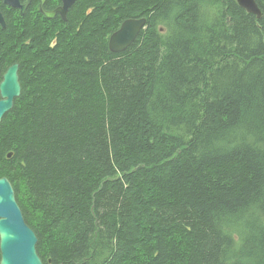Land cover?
<instances>
[{
	"label": "trees",
	"instance_id": "16d2710c",
	"mask_svg": "<svg viewBox=\"0 0 264 264\" xmlns=\"http://www.w3.org/2000/svg\"><path fill=\"white\" fill-rule=\"evenodd\" d=\"M256 2L260 18L236 0H78L67 27L0 26V81L17 62L22 87L0 177L44 264H264Z\"/></svg>",
	"mask_w": 264,
	"mask_h": 264
},
{
	"label": "water",
	"instance_id": "95a60500",
	"mask_svg": "<svg viewBox=\"0 0 264 264\" xmlns=\"http://www.w3.org/2000/svg\"><path fill=\"white\" fill-rule=\"evenodd\" d=\"M16 5V0H5ZM247 12L261 17L262 11L256 0H236ZM0 23L5 21L0 12ZM147 18H128L109 37V48L122 52L130 47L138 34L146 27ZM19 63L7 67L0 81V123L4 115L13 108L14 101L21 95ZM11 155V154H9ZM38 237L26 223L17 201L13 184L7 177H0V264H44L37 252Z\"/></svg>",
	"mask_w": 264,
	"mask_h": 264
},
{
	"label": "flooded vegetation",
	"instance_id": "af4514ba",
	"mask_svg": "<svg viewBox=\"0 0 264 264\" xmlns=\"http://www.w3.org/2000/svg\"><path fill=\"white\" fill-rule=\"evenodd\" d=\"M77 1L78 0H16L15 2L17 4L11 5L5 0H0V12L4 18L5 27L7 21L13 24L17 23L20 27H23V22L25 21L23 17L26 14L30 17L34 16L39 18L41 24L45 27H67L71 21L74 5ZM0 26L3 27L1 23ZM11 64L7 65V67Z\"/></svg>",
	"mask_w": 264,
	"mask_h": 264
},
{
	"label": "bare ground",
	"instance_id": "6f19581e",
	"mask_svg": "<svg viewBox=\"0 0 264 264\" xmlns=\"http://www.w3.org/2000/svg\"><path fill=\"white\" fill-rule=\"evenodd\" d=\"M262 20H263V19H262ZM139 34H140V33H139ZM139 34H138V36H139ZM138 36H137V37H138ZM137 37H136V39H137ZM255 38H256V37H255ZM258 38H259V37H258ZM136 39H135V40H136ZM260 39H261V38H260ZM260 39H259V40H260ZM135 40H134V42H135ZM134 42H133V43H134Z\"/></svg>",
	"mask_w": 264,
	"mask_h": 264
}]
</instances>
